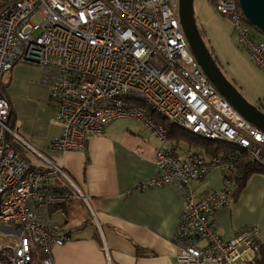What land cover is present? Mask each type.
<instances>
[{"label": "built area", "instance_id": "obj_1", "mask_svg": "<svg viewBox=\"0 0 264 264\" xmlns=\"http://www.w3.org/2000/svg\"><path fill=\"white\" fill-rule=\"evenodd\" d=\"M233 28L239 48L264 70V41L237 0H208ZM18 63L41 70L61 133L49 147L84 151L113 121L142 122L160 142L155 174L141 189L166 186L183 203L175 233L177 264H252L259 252L255 227L229 240L213 214L235 189L244 160L264 170V132L245 120L215 89L195 61L179 21V0H2L0 5V264H53L52 249L71 236L48 214L73 198L55 192L59 167L36 168L7 135L10 105L3 77ZM200 139L231 145L189 155L168 138L164 124ZM41 156L39 153L35 152ZM202 154V155H201ZM218 171L221 189L196 193L192 182ZM68 181V180H67Z\"/></svg>", "mask_w": 264, "mask_h": 264}, {"label": "crops", "instance_id": "obj_2", "mask_svg": "<svg viewBox=\"0 0 264 264\" xmlns=\"http://www.w3.org/2000/svg\"><path fill=\"white\" fill-rule=\"evenodd\" d=\"M34 68L39 70L40 78L41 70ZM36 86L43 95L48 94L41 78ZM7 87L3 83V96L12 113L11 129L22 141H18L22 158L28 162V155L36 158L38 163L32 166L40 169L59 167L67 179L54 174L52 182L73 195L64 207L53 208L48 213L59 218L71 236L67 243L52 249L53 264H177L174 238L182 201L166 186L138 187L155 174V152L161 145L152 132L134 119H120L92 137L86 150L60 153L49 147L51 140L61 133V126L51 121L52 104L45 129L29 128L25 124L17 127ZM178 146L189 155L205 153L201 152L203 149L183 148V143ZM215 173L219 172L208 175ZM261 175L250 176L242 190L214 213L212 219L223 239H231L244 227H255L259 242L264 245ZM207 179L190 186L196 193L221 189ZM7 229L0 227V233Z\"/></svg>", "mask_w": 264, "mask_h": 264}, {"label": "rangeland", "instance_id": "obj_3", "mask_svg": "<svg viewBox=\"0 0 264 264\" xmlns=\"http://www.w3.org/2000/svg\"><path fill=\"white\" fill-rule=\"evenodd\" d=\"M193 10L202 40L224 77L248 103L257 107L264 106V70L252 62L245 50L239 48L232 25L208 3V0H194ZM259 35L264 41V35L260 33ZM34 67L36 66L25 63L16 64L4 75L3 83L8 85V96L15 113L16 126L20 124H25L29 128L38 126L41 130L48 125L52 110L48 94L43 95L36 86L41 76L39 78V70ZM21 137L23 138L22 133ZM187 147L189 145L183 142V148ZM17 152L21 155V150ZM28 159L31 164L38 163L36 158L29 155ZM260 177L264 179V175ZM207 178L212 180V184L217 188H221L219 173L208 175L204 181ZM199 186L196 188L201 191Z\"/></svg>", "mask_w": 264, "mask_h": 264}, {"label": "water", "instance_id": "obj_4", "mask_svg": "<svg viewBox=\"0 0 264 264\" xmlns=\"http://www.w3.org/2000/svg\"><path fill=\"white\" fill-rule=\"evenodd\" d=\"M194 0H179V21L195 61L219 94L249 123L264 132V109L248 103L224 77L196 25ZM245 19L264 35V0H237ZM17 140L22 142L18 137Z\"/></svg>", "mask_w": 264, "mask_h": 264}, {"label": "trees", "instance_id": "obj_5", "mask_svg": "<svg viewBox=\"0 0 264 264\" xmlns=\"http://www.w3.org/2000/svg\"><path fill=\"white\" fill-rule=\"evenodd\" d=\"M257 32L262 34L259 30H257ZM11 114H10L8 125L10 124ZM154 119L156 121H160V122H162L164 124L165 128L167 129L168 138L171 139L172 141H174L177 145L179 143L186 142L189 145V147H193V148H196L198 150H202L203 149L204 151H201V152H207L209 154H213V153L215 154V153L219 152L220 149H224V148L227 147V149H229L230 153H239L241 155H244V152L242 150H239V149L237 150L235 147H233L231 145H227V144L223 145V144H220L218 142H212V141L200 139V138H198L195 135L189 134V133L184 132V131H182V130L174 127V126H171V125H169L167 123H164L163 120L159 119L158 117L154 116ZM7 140L9 141L11 147L16 152L18 150H20V144H19L18 141H16L14 138L10 137V135H7ZM197 154H200V153H197ZM202 154H204V153H202ZM253 174H262V175H264V170L262 168H260L259 166L255 165V164L249 163L246 160L242 161L237 166V174H236V178H235V189H234L232 197L237 195L240 192V190H242V188L244 187L247 179ZM53 190H55V192H57V191H59V192H67L62 187L61 188L56 187V185L53 186ZM69 201L70 200H68L67 203ZM66 204H64L61 207H64ZM252 264H264V245H262L261 243H260V246H259V252L257 254V257H256L254 263H252Z\"/></svg>", "mask_w": 264, "mask_h": 264}]
</instances>
